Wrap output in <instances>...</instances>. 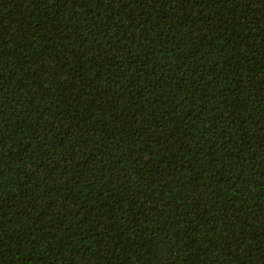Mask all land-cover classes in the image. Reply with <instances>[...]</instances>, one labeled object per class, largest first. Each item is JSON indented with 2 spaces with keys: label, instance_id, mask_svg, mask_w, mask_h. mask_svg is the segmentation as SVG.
I'll list each match as a JSON object with an SVG mask.
<instances>
[{
  "label": "trees",
  "instance_id": "obj_1",
  "mask_svg": "<svg viewBox=\"0 0 264 264\" xmlns=\"http://www.w3.org/2000/svg\"><path fill=\"white\" fill-rule=\"evenodd\" d=\"M0 264H264V0H0Z\"/></svg>",
  "mask_w": 264,
  "mask_h": 264
},
{
  "label": "snow or ice",
  "instance_id": "obj_2",
  "mask_svg": "<svg viewBox=\"0 0 264 264\" xmlns=\"http://www.w3.org/2000/svg\"><path fill=\"white\" fill-rule=\"evenodd\" d=\"M40 4L42 6H46L47 5V0H39Z\"/></svg>",
  "mask_w": 264,
  "mask_h": 264
}]
</instances>
